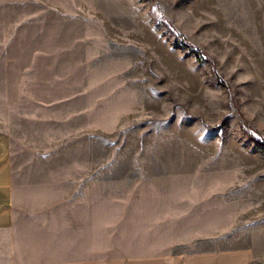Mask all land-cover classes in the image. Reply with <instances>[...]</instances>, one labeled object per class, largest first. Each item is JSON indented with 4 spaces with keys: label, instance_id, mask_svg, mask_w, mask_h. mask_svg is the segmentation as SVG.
<instances>
[{
    "label": "rangeland",
    "instance_id": "rangeland-1",
    "mask_svg": "<svg viewBox=\"0 0 264 264\" xmlns=\"http://www.w3.org/2000/svg\"><path fill=\"white\" fill-rule=\"evenodd\" d=\"M0 128L17 191L170 197L178 250L264 264V0H0Z\"/></svg>",
    "mask_w": 264,
    "mask_h": 264
},
{
    "label": "crops",
    "instance_id": "crops-1",
    "mask_svg": "<svg viewBox=\"0 0 264 264\" xmlns=\"http://www.w3.org/2000/svg\"><path fill=\"white\" fill-rule=\"evenodd\" d=\"M62 189L52 202L35 196L49 188L17 191L10 136L0 128V264H253L246 246L178 250L184 211L170 197L133 208L95 185Z\"/></svg>",
    "mask_w": 264,
    "mask_h": 264
},
{
    "label": "trees",
    "instance_id": "trees-1",
    "mask_svg": "<svg viewBox=\"0 0 264 264\" xmlns=\"http://www.w3.org/2000/svg\"><path fill=\"white\" fill-rule=\"evenodd\" d=\"M202 54V53H201ZM203 55V54H202Z\"/></svg>",
    "mask_w": 264,
    "mask_h": 264
}]
</instances>
